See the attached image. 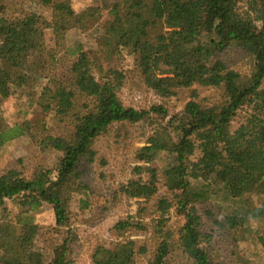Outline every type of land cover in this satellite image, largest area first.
Returning a JSON list of instances; mask_svg holds the SVG:
<instances>
[{"label": "trees", "instance_id": "1", "mask_svg": "<svg viewBox=\"0 0 264 264\" xmlns=\"http://www.w3.org/2000/svg\"><path fill=\"white\" fill-rule=\"evenodd\" d=\"M74 1L12 0L0 12V62L7 66H0V93L26 86L36 75L45 81L33 104L42 117L10 129L0 121V151L25 136L39 151L61 154L54 170L39 168L31 179L17 169L0 176L3 264H75L68 235L49 261L34 258L40 227L32 213L49 205L57 228H69L73 200L87 190L84 164L96 160V141L114 127L146 121L152 124L151 135L135 153L142 165L118 189L127 200L146 206L118 221L116 236L150 229L156 247L149 263L164 264L172 247L167 216L175 211L184 219L182 246L190 264H215L206 249L213 235L203 229L195 203L215 201L208 216L235 239L246 238L251 220L264 218V0H84L80 10ZM29 2L51 9L52 20L27 9ZM90 25L99 36L97 49H86L82 41L67 45L69 34ZM47 29L56 51L47 49ZM231 47L251 57L248 76L220 59ZM61 52L69 55L68 80L50 78ZM127 59L163 100L195 84L220 89L222 99L208 107L189 101L173 116L164 104L149 110L126 106L119 91ZM242 112L244 119L233 127ZM162 152L170 158L164 167L159 165ZM161 188L167 194L161 195ZM258 188V207L246 211L239 204ZM8 201L18 210L13 218L6 213ZM147 212L153 216L149 223L138 218ZM254 236L264 251V232ZM147 253L145 245L121 239L97 247L91 264H138Z\"/></svg>", "mask_w": 264, "mask_h": 264}, {"label": "rangeland", "instance_id": "2", "mask_svg": "<svg viewBox=\"0 0 264 264\" xmlns=\"http://www.w3.org/2000/svg\"><path fill=\"white\" fill-rule=\"evenodd\" d=\"M11 1L0 0V12ZM73 6L80 10L86 6V2L76 0L73 2ZM26 7L47 21H51L53 18L51 9L34 2L27 3ZM94 33L93 25H90L85 32H72L68 36L67 45L72 47L76 41H82L86 49H97L99 36ZM45 38L47 49L56 51L53 36L48 29ZM68 57L67 54L59 53L58 58L61 61L52 69L50 78L69 79L68 65L65 63ZM220 59L243 77L251 73L252 59L242 49L228 48L220 55ZM123 63L121 69L125 73V80L119 91V97L126 106L149 110L154 105L164 104L170 116H173L182 113L189 101H195L208 107L218 104L222 99L220 89L195 84L190 88L178 90L170 100H163L145 86L142 78L133 69L131 60H124ZM0 66L7 68L1 62ZM35 78H30L28 85L17 87L13 92L0 93V121L3 123V129L13 128L24 120L35 121L42 117L33 104L45 81L39 75H36ZM244 114L240 113L233 127H238L239 122L244 119ZM151 125L150 121H146L137 125L114 127L110 133L96 141V160L93 163L84 164L82 181L87 190L73 200L69 228H57L52 208L49 205L32 213L40 227L34 245L36 260L49 261L56 246L61 244L64 237L68 235L71 241V257L75 264H91V256L97 247L110 246L121 239L134 240L139 246L145 245L148 248V253L139 257L138 264H150L152 252L156 247V239L150 229L146 232L132 229L124 237L118 238L113 228L118 221L136 215L140 207L146 206L144 202L127 200L118 193V189L120 185L126 184L134 177L133 168L142 165V163L136 162L135 153L145 145L151 135ZM166 148H170L169 143H166ZM60 157L61 154L54 151H39L28 137L16 138L9 141L0 151V176L12 169H17L22 171L26 178L31 179L39 168L54 170ZM162 157L159 165L164 167L170 158L165 152H162ZM198 157L199 153L197 152L192 159L197 160ZM197 186L198 188L202 187L201 184ZM261 190L258 188L251 191L247 195V201H243L239 205L243 206L246 211L258 207V192ZM165 193V188H161L160 194L164 195ZM86 199V204L80 202V200L86 201ZM195 206L202 218L203 229L213 235V241L206 249L215 264H264L262 246L253 240L254 235V237H258L264 232V218L251 220L250 230L245 234L246 238L239 236L235 239L233 235L218 230L217 226L213 224L212 218L208 216L207 211L214 210L215 201H200L195 203ZM232 206L236 207L237 205ZM6 209L10 218H13L18 212L15 204L10 201L7 202ZM4 213V209L1 208L0 216ZM138 218L149 223L148 221H151L153 216L147 212ZM167 218L169 221L166 224V229L170 233L172 247L164 264H190L188 255L182 246L183 242L187 241V234L183 231L184 219L175 211L171 212ZM0 264H3L2 252H0Z\"/></svg>", "mask_w": 264, "mask_h": 264}]
</instances>
